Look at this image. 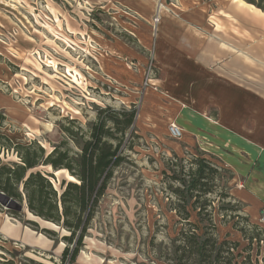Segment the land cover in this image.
Wrapping results in <instances>:
<instances>
[{
  "label": "rangeland",
  "instance_id": "obj_1",
  "mask_svg": "<svg viewBox=\"0 0 264 264\" xmlns=\"http://www.w3.org/2000/svg\"><path fill=\"white\" fill-rule=\"evenodd\" d=\"M220 1L0 0L2 164L19 163L16 146L31 143L43 149L44 158L58 146L76 157L100 110L136 111L122 161L112 169L74 264H169L180 226L167 209L173 196L162 172L172 156L201 152L166 134L176 118L175 101H182L175 87L178 51L183 48L184 57H192L194 51L197 56L210 49L218 65L205 59L204 75L210 71L223 77L222 66H234L237 48L223 50L214 32L220 30L215 25L217 7L224 5ZM238 1L264 14V3L262 10ZM261 34L264 37V31ZM248 66L242 65V71L253 70ZM204 157L223 167L216 157ZM33 171L54 173L41 164ZM68 175L62 169L49 177L58 193L61 183L69 182ZM232 180L229 173L219 172L211 199L217 201L221 190L232 196ZM1 223L0 264H30L27 259L60 263L66 246L62 237L69 234L64 228L25 210L12 216L0 203ZM254 224L264 229L259 221ZM218 232L221 239L229 233L241 247L247 244L230 224L219 226Z\"/></svg>",
  "mask_w": 264,
  "mask_h": 264
},
{
  "label": "trees",
  "instance_id": "obj_2",
  "mask_svg": "<svg viewBox=\"0 0 264 264\" xmlns=\"http://www.w3.org/2000/svg\"><path fill=\"white\" fill-rule=\"evenodd\" d=\"M245 1L263 10L264 0ZM135 115L134 109L100 110L89 130L88 140L76 157H69L67 151L58 146L44 158L43 149L31 143L16 146L19 163L0 162L3 197L19 203L25 200L33 216L68 231L69 234L62 237L66 246L59 264H74L112 169L122 161V148ZM40 164L54 171L67 170L75 180L62 182L58 193L47 178L50 175L33 171ZM223 171L233 178L229 170L205 158L203 153L186 154V157L174 155L166 162L163 181L173 196V200L168 198L167 209L175 214V224L180 226L172 240L177 245L168 256L169 264H264V229L251 223L243 212V205L223 190L217 193V201L211 199L218 188L216 178ZM7 212L12 216L20 213L12 207ZM30 224L37 226L35 222ZM229 224L233 231L241 234L246 246L230 240L229 233L220 238L219 226ZM42 231L55 235L46 229ZM27 261L38 264L32 259Z\"/></svg>",
  "mask_w": 264,
  "mask_h": 264
},
{
  "label": "crops",
  "instance_id": "obj_3",
  "mask_svg": "<svg viewBox=\"0 0 264 264\" xmlns=\"http://www.w3.org/2000/svg\"><path fill=\"white\" fill-rule=\"evenodd\" d=\"M220 2L224 5L217 7L215 24L220 30L214 32L223 50L237 48L235 64L222 66L224 75L218 76L221 81L216 73L208 71L204 75L202 70L203 64L208 65L205 59L212 61L213 67L218 65L209 56L210 49L184 57L181 48L175 87L182 101H175L176 118L172 120L182 130L177 141L187 149L197 148L216 157L231 172L232 185L236 186L232 197L243 205V212L254 224L264 205V14L248 9L246 4L242 7L238 0ZM210 18L213 24L214 18ZM227 35L232 39H226ZM242 65L253 70L242 71ZM232 69L235 73L227 72ZM166 134L169 137L167 127Z\"/></svg>",
  "mask_w": 264,
  "mask_h": 264
},
{
  "label": "water",
  "instance_id": "obj_4",
  "mask_svg": "<svg viewBox=\"0 0 264 264\" xmlns=\"http://www.w3.org/2000/svg\"><path fill=\"white\" fill-rule=\"evenodd\" d=\"M57 171H58V170H57ZM53 172H54L53 174H52L51 172H48L47 174H48V175H51V177H54V178H55V172H56V171H53ZM67 177H68V180H69V181H72V180H70L69 178H73V177H71L70 175H68ZM47 178H48L49 181L51 182L49 176H47ZM73 182H74V181H73ZM51 183H52V182H51ZM0 203H1L2 206L6 207V209H9L10 207H12V208H15L16 210H18L19 212L25 210L26 213H28L29 215H31V216L34 217L35 219H39V220L43 221L42 219H40V218H38V217H35V216H33L31 213L28 212V210H27V208H26V202H25V200H24L22 203H19V202L15 201V200H13V199H11V198H5V197H3V194L0 193ZM44 222H45V221H44ZM47 223H49V222H47ZM50 224H51V226H53V227L55 226V225L52 224V223H50Z\"/></svg>",
  "mask_w": 264,
  "mask_h": 264
},
{
  "label": "built area",
  "instance_id": "obj_5",
  "mask_svg": "<svg viewBox=\"0 0 264 264\" xmlns=\"http://www.w3.org/2000/svg\"><path fill=\"white\" fill-rule=\"evenodd\" d=\"M158 21V20H157ZM167 132L171 139L173 140H180L182 137V130L180 127H178L174 122L170 123L167 126ZM259 223L261 225H264V205L260 211V216L258 219Z\"/></svg>",
  "mask_w": 264,
  "mask_h": 264
}]
</instances>
